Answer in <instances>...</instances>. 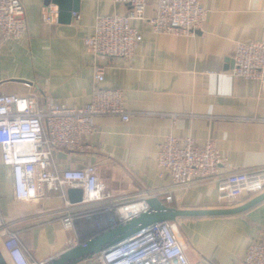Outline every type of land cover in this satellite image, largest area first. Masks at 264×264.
I'll use <instances>...</instances> for the list:
<instances>
[{"label":"crops","instance_id":"0c3cea01","mask_svg":"<svg viewBox=\"0 0 264 264\" xmlns=\"http://www.w3.org/2000/svg\"><path fill=\"white\" fill-rule=\"evenodd\" d=\"M21 3L27 35L22 44L0 40V95L37 94L84 107L94 86V60L84 39L96 17L126 15L128 7L112 0H79L78 19L63 25L57 18L51 24L41 21L43 10L56 8L44 0ZM202 5L207 21L192 37L158 35L145 20L130 22L142 44L130 64L104 61L99 86L121 90L126 108L136 114L127 123L96 118L89 149L57 152L60 170L95 165L114 197L145 195L169 183L168 177H159L156 163L168 135L192 138L199 146L214 141L232 170L264 166V91L258 82L231 74L235 43L264 42V0H202ZM153 15L150 5L143 18ZM161 113L179 117L162 119ZM155 198L180 210H210L238 207L253 197L231 206L218 202L217 191L205 186L176 195L171 203L163 194ZM0 209L10 223L20 225L24 245L39 260L70 247L71 233L59 220L63 201L58 195L39 204L14 201L1 155ZM175 224L190 263L236 264L252 240L264 239V201L240 215L180 218ZM57 230L64 235L55 236Z\"/></svg>","mask_w":264,"mask_h":264},{"label":"built area","instance_id":"2783aa9c","mask_svg":"<svg viewBox=\"0 0 264 264\" xmlns=\"http://www.w3.org/2000/svg\"><path fill=\"white\" fill-rule=\"evenodd\" d=\"M128 7L126 15L96 17L90 34L84 39L92 55L94 86L90 101L81 108L50 100L37 94L0 95V155L8 170L13 199L16 202L39 204L58 192L63 201L59 217L63 228L71 233L70 247L117 223L148 209L146 200L157 195L173 202L176 195L198 187H214L218 202L236 205L245 198L264 193V166L232 170L220 155L214 141L199 146L192 138L164 137L158 147L156 163L159 177L169 183L159 190L134 198H117L107 190L95 165L60 170L56 162L59 151L83 152L94 134L95 119L118 117L123 123L136 113L125 106L121 90L99 86L104 80V61L117 59L132 62L143 38L130 26L132 20H145L158 35L192 37L207 21L202 0H112ZM152 6L154 15L144 19ZM74 20L78 14L72 13ZM54 11L43 10L41 21L51 24ZM27 23L21 0H0V40L22 44ZM231 74L256 81L264 91V42H237L231 55ZM175 121L179 115L161 113ZM81 189L82 201L70 204L67 189ZM175 196V197H174ZM0 209V247L7 264H45L48 259L36 258L24 245L20 231ZM80 264H192L186 247L179 240L175 222L153 223L129 238L108 247ZM204 264V263H196ZM240 264H264V239L247 246Z\"/></svg>","mask_w":264,"mask_h":264},{"label":"water","instance_id":"95a60500","mask_svg":"<svg viewBox=\"0 0 264 264\" xmlns=\"http://www.w3.org/2000/svg\"><path fill=\"white\" fill-rule=\"evenodd\" d=\"M46 6L53 5L57 8V22L69 25L73 19L72 13L78 14L79 0H44ZM233 64V63H232ZM70 204H78L82 201L81 189L69 188L66 191ZM264 201V193L252 198L247 203L229 209L207 210H180L164 205L157 198L146 200L148 209L128 220L94 235L76 245L67 248L57 256L50 258L45 264H80L89 260L102 250L111 247L126 238H129L139 230L157 222H176L180 218L188 217H227L244 213ZM0 264H7L0 250Z\"/></svg>","mask_w":264,"mask_h":264},{"label":"rangeland","instance_id":"374dc122","mask_svg":"<svg viewBox=\"0 0 264 264\" xmlns=\"http://www.w3.org/2000/svg\"><path fill=\"white\" fill-rule=\"evenodd\" d=\"M102 180V179H101ZM103 181V180H102ZM104 182V181H103ZM214 188V187H213ZM215 189V188H214ZM216 190V189H215ZM48 195H54V196H57L58 195V192H53V193H50V194H48ZM6 218V217H5ZM14 225V224H13ZM15 228H17L18 230L21 228L20 227V225H18V227H20V228H18L16 225L14 226ZM61 235H64V233L62 232V231H60V230H57L56 231V233H55V236H57V237H61ZM255 240H258V239H255ZM252 241H254V240H252ZM238 262L239 261H237V263L236 264H238ZM239 264H240V262H239Z\"/></svg>","mask_w":264,"mask_h":264},{"label":"trees","instance_id":"16d2710c","mask_svg":"<svg viewBox=\"0 0 264 264\" xmlns=\"http://www.w3.org/2000/svg\"><path fill=\"white\" fill-rule=\"evenodd\" d=\"M241 214H243V213H241ZM240 215V214H239ZM192 218H195V217H192ZM181 219H188V218H181ZM2 252V251H1Z\"/></svg>","mask_w":264,"mask_h":264},{"label":"bare ground","instance_id":"6f19581e","mask_svg":"<svg viewBox=\"0 0 264 264\" xmlns=\"http://www.w3.org/2000/svg\"><path fill=\"white\" fill-rule=\"evenodd\" d=\"M57 256V255H56Z\"/></svg>","mask_w":264,"mask_h":264}]
</instances>
